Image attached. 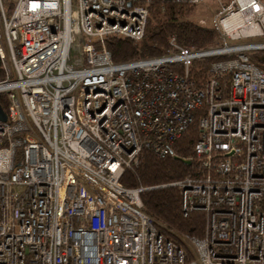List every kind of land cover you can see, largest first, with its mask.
I'll use <instances>...</instances> for the list:
<instances>
[{
	"label": "built area",
	"instance_id": "2783aa9c",
	"mask_svg": "<svg viewBox=\"0 0 264 264\" xmlns=\"http://www.w3.org/2000/svg\"><path fill=\"white\" fill-rule=\"evenodd\" d=\"M10 2L6 12L0 0V264H264V69L247 55L264 39L238 41L264 38V0H218L214 47L171 34L168 51L120 62L105 38L139 39L149 0ZM211 55L226 56L198 81L189 66ZM191 123L194 166L173 183L204 224L201 236L174 232L179 243L120 176L142 148L175 155Z\"/></svg>",
	"mask_w": 264,
	"mask_h": 264
},
{
	"label": "trees",
	"instance_id": "16d2710c",
	"mask_svg": "<svg viewBox=\"0 0 264 264\" xmlns=\"http://www.w3.org/2000/svg\"><path fill=\"white\" fill-rule=\"evenodd\" d=\"M6 12L11 8L10 0H2ZM228 1V0H225ZM196 3L175 0H149L143 34L139 39L108 36L105 45L114 61L120 62L131 58L158 55L168 51V38L175 36L176 42L190 48H210L218 44L214 27L201 24L194 19ZM248 58L264 69V51L256 49L247 53ZM226 55H211L194 59L190 74L198 81L204 80L207 66L213 59ZM3 68L0 61V77ZM228 74L220 77L226 90ZM0 105L7 110L8 97L0 91ZM196 139L194 123L178 137L171 150L175 155H155L147 148H142L136 163L124 169L120 182L126 187H142L140 198L145 209L165 226L159 231L167 238L177 241L174 232L201 236L203 233L204 212L200 209L183 212L180 205L179 188L173 182L182 177L194 166L192 145ZM189 157V163L181 158ZM178 242V241H177Z\"/></svg>",
	"mask_w": 264,
	"mask_h": 264
},
{
	"label": "rangeland",
	"instance_id": "374dc122",
	"mask_svg": "<svg viewBox=\"0 0 264 264\" xmlns=\"http://www.w3.org/2000/svg\"><path fill=\"white\" fill-rule=\"evenodd\" d=\"M220 1L227 2L225 0H220ZM196 5H197V7L195 9L196 13H194V19L197 20L201 24H206V25L211 24L212 25L211 17H212V14L215 13L219 8L218 0H202L198 3H196ZM262 39H264V38L261 36H251V37H246V38L240 39L238 41L249 42V41H258V40H262ZM263 51H264V49H263ZM177 241L180 243L179 240H177Z\"/></svg>",
	"mask_w": 264,
	"mask_h": 264
},
{
	"label": "water",
	"instance_id": "95a60500",
	"mask_svg": "<svg viewBox=\"0 0 264 264\" xmlns=\"http://www.w3.org/2000/svg\"><path fill=\"white\" fill-rule=\"evenodd\" d=\"M6 118V113H5V111H4V109L1 107V105H0V119H5ZM184 162H186V163H189V160H187V159H183V158H181Z\"/></svg>",
	"mask_w": 264,
	"mask_h": 264
}]
</instances>
